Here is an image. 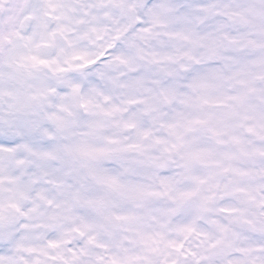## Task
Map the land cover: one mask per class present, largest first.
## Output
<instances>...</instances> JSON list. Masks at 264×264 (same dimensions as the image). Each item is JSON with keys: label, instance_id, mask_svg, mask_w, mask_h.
Listing matches in <instances>:
<instances>
[{"label": "snow or ice", "instance_id": "6c2138e0", "mask_svg": "<svg viewBox=\"0 0 264 264\" xmlns=\"http://www.w3.org/2000/svg\"><path fill=\"white\" fill-rule=\"evenodd\" d=\"M0 264H264V0H0Z\"/></svg>", "mask_w": 264, "mask_h": 264}]
</instances>
